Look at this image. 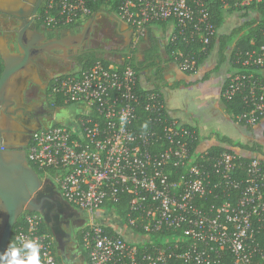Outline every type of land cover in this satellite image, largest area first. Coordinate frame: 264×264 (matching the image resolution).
<instances>
[{"label":"built area","instance_id":"1","mask_svg":"<svg viewBox=\"0 0 264 264\" xmlns=\"http://www.w3.org/2000/svg\"><path fill=\"white\" fill-rule=\"evenodd\" d=\"M97 1L102 9L114 7L134 33L172 23L173 59L181 71L196 73L218 32L213 9L246 10L262 0H49L44 20L53 28L83 23ZM182 43L192 49L184 51ZM108 61L53 76L49 96L82 111L73 125L35 131L27 148L31 166L85 212L80 242L89 264H264L262 157L246 163L230 148H202L201 133L170 115L159 90L140 88L134 66ZM233 62L237 70L223 98L242 96L247 109L239 122L264 123V80L256 74L264 73V43L235 52ZM122 201L125 219L113 208ZM100 211L114 213L116 222H102ZM22 215L16 247L34 240L39 264H60L41 214ZM123 226L139 240L129 239Z\"/></svg>","mask_w":264,"mask_h":264},{"label":"crops","instance_id":"2","mask_svg":"<svg viewBox=\"0 0 264 264\" xmlns=\"http://www.w3.org/2000/svg\"><path fill=\"white\" fill-rule=\"evenodd\" d=\"M101 10L102 12L106 11L105 13L107 14L110 13L113 17H118L122 21L116 13H111L105 9ZM232 14L234 12L225 13V21L218 28L217 37L207 54H205L204 60L199 63V69L196 73H185L179 69L175 61L171 62V64L167 61L171 57V54H169V38L174 30L172 23L153 24L146 27L143 33L135 32L134 37L139 39L143 37L144 39V44L140 43V49L134 54L135 58L144 63H147L145 61L148 60L153 64V67L148 66L143 70H139L145 74L139 76L138 83L140 88L159 90L165 98L170 115L198 129L202 135V148L223 145L216 137V134H221L222 136H227L244 143H258L263 150L262 156L264 159L263 128L257 125L249 129L247 128L248 125L240 123L222 106L223 104L219 96L228 78L237 70V66H235L232 58L234 45L224 47L223 49L220 42L222 34H230L234 28L242 24L237 25L234 21H231L230 17L232 18ZM236 14L238 15V13ZM93 15L96 18V14L94 13ZM90 18L86 20L87 22H84L86 26ZM116 21L118 20L116 19ZM93 24L91 27H93ZM119 27H131L134 29L133 26L124 21L122 24L119 23ZM125 31L126 33H130L127 30ZM164 38L167 41L166 44L164 43ZM151 46L155 47L156 51L153 58H148L147 51ZM63 54L65 57L68 56L66 52ZM147 65L144 64L142 67ZM159 67H161V79L157 81L153 74L157 72V68ZM67 71L70 70L63 69L58 73ZM147 76L150 77L147 78ZM50 100L54 101L51 97ZM56 106L54 124L73 125L78 114L82 111V106L78 104ZM62 115L67 118L66 121L59 119L62 118L64 120ZM228 147L236 150L242 157H251L253 155V152L238 146L228 145ZM69 217L75 218V229L77 230H73V232L66 230L61 224L60 236L55 237L52 234L58 261L60 264H89L88 257L84 253L80 242L81 228L86 221V214L82 217L78 212ZM98 217L105 223L116 222V216L112 212L106 214L104 211H100L98 212ZM70 218L66 219L69 226L71 224ZM77 223H80L79 226ZM120 231L129 239L139 240V237L127 228H124V226L120 228ZM75 232L79 234L77 235Z\"/></svg>","mask_w":264,"mask_h":264},{"label":"flooded vegetation","instance_id":"3","mask_svg":"<svg viewBox=\"0 0 264 264\" xmlns=\"http://www.w3.org/2000/svg\"><path fill=\"white\" fill-rule=\"evenodd\" d=\"M48 2L49 0H0V61L2 71L5 57L12 55L24 57L27 53L32 56L31 62L35 68V71L23 69L12 79L13 88H18L19 83L25 81L23 89L24 107L20 105L17 98L12 100L13 102L11 105L5 104L6 100L11 99L10 95L15 93L14 89L11 88L4 95V101L2 105H0V134H2L3 139L8 140L11 138L6 134L8 130L13 133L23 132V138H11L15 142H23L25 137L27 138L34 131L54 125V116L57 106L50 100L49 87L53 76L65 69V65L68 67L69 62L76 61L79 63L80 61H85L95 56L97 52L106 55L109 53L108 55H113L116 58L122 57V54H119L121 51L117 49H97V47L92 44V41L88 48L85 47V43L92 38V33L99 37L106 35L108 30L105 28L99 29L98 27H91V30L87 33V26L84 22L58 28L48 26L43 17V10ZM24 3H26L27 6H24ZM126 30L130 32L126 33V35H129V40L131 41L134 29L127 27ZM86 34L89 35L87 38L84 37L83 40H79L78 36ZM56 39H62L63 43L57 44ZM108 43L109 45L117 44L116 38H111ZM31 46H34V48H31ZM56 51H60V54H56ZM64 52L67 53V57L63 54ZM128 57H130V55H128ZM130 58H133L132 54ZM84 61L80 62L76 68L69 70L80 69ZM132 62L137 69H140L144 64H151L148 60L145 61L147 63H144L134 58ZM30 68L33 70L32 66H30ZM14 97L15 95L13 98ZM26 113L29 114L27 125L25 123L27 121ZM27 148L28 146L22 147L26 157ZM40 177L44 179V177ZM53 185L57 188L54 182ZM47 190H50L49 186L44 188V192L48 193ZM78 211L82 217L85 216L84 211L80 209H78ZM25 212L28 211H24V213ZM57 212L62 221H66L67 218H70L62 211ZM70 223L73 230H77L75 229L76 221L74 217L70 218ZM75 233H77V235L79 234L78 232ZM1 234L2 213L0 212V237Z\"/></svg>","mask_w":264,"mask_h":264},{"label":"water","instance_id":"4","mask_svg":"<svg viewBox=\"0 0 264 264\" xmlns=\"http://www.w3.org/2000/svg\"><path fill=\"white\" fill-rule=\"evenodd\" d=\"M24 6H27L26 3H24ZM115 18L122 24L123 21H120L118 17ZM94 21L95 15H92L87 23V33L91 30ZM88 36L89 35L86 34L78 37L79 40H83L84 37L87 38ZM56 43L62 44L63 40L56 39ZM31 48H34V46H31ZM31 58L32 56H30L29 53L24 57L19 55L5 57L4 68L0 75V105H2L4 101V95L12 88L15 90V93L10 95L11 99L6 100L5 104L11 105L13 102L12 100L17 98L20 105H23V107L25 106L23 102L25 81L20 82L18 88H13L12 79L23 69L27 71H35ZM30 66H32L33 70H31ZM14 95L15 97L13 98ZM26 116L27 121L24 122L27 125L29 114L26 113ZM33 133L27 138L25 137L23 142H15L11 139L23 138V132L13 133L8 130L6 134L8 137H11L8 140L3 139L2 134H0V212L2 213L0 255L6 253L10 244L13 229L18 218L24 213V211L40 213L44 222L51 229V232L55 237H59L61 234L60 225L62 220L57 211L66 213V216H71L79 212L78 208L62 197L59 190L54 187L51 179H41L38 172L27 160L22 147L29 145ZM232 150L236 152V150ZM46 186H49L50 189L49 191L47 190L48 193L44 192Z\"/></svg>","mask_w":264,"mask_h":264},{"label":"trees","instance_id":"5","mask_svg":"<svg viewBox=\"0 0 264 264\" xmlns=\"http://www.w3.org/2000/svg\"><path fill=\"white\" fill-rule=\"evenodd\" d=\"M102 2L97 1V2H93L91 4L92 11H93L92 15L94 13H96L97 11L102 9L101 8ZM104 9L112 13V12H114L115 8L112 6L110 7L109 4L108 5L106 4V7ZM235 11H239L241 13V16L244 18V21L242 22L241 25L234 28L230 34H222L220 36V42H221V45L223 46L222 47L223 49H224V47L234 45L233 51H232V58L233 59H234L235 52H237L239 50L243 51V50H246L248 48H252L256 45H261L264 43V0H262L260 3H257V4L253 3L246 10H241V9L235 10V9H231V8L224 10V9L215 7L213 9V22L216 25V28L217 29L220 28L222 26V24L224 23L225 13H227V12L230 13V12H235ZM251 13H254L253 17H250ZM43 17H45V9L43 10ZM216 37H217V34L212 39L208 49H210V47L213 45ZM180 47L184 51H189L190 49H192V46L190 47L189 45L187 46L183 43L180 45ZM193 48L195 50V49L199 48V45H195V46H193ZM174 49H175V46L172 43H169V53H172V51ZM155 51H156L155 47L151 46V48H149L147 51L148 58H153ZM204 58H205V55L202 54L199 57L198 62L201 63L204 60ZM96 60H103V61H106L107 63H109L108 59H106V58L92 56V57H90L84 61L83 66L84 67L89 66L93 62H95ZM125 63H130L132 65L131 62H125ZM235 66H236V64H235ZM256 74L262 80H264V73L256 72ZM153 75L155 76V80L158 81L161 79L160 73L155 72ZM176 85H174V86H176ZM53 102L55 105H58V106L64 105L61 101H58V100L53 101ZM224 104H225L226 111L229 114H232L236 120H237V115H239L241 112H243L245 109H247L246 103L243 100L242 96H240V95H238L237 97H235L231 100H226L224 98ZM240 123L245 124L243 121ZM247 128L252 129L253 127L247 126ZM216 137L220 142H222L223 145H217V146L214 145V146L210 147V151H212L214 153H219V152H222L225 150H230L227 148H229L228 145H231V146H238V147H241V148H244L248 151L253 152V155L251 157H242V161H244L246 163L248 161H250V159L254 156H260L263 158V156H262L263 150L261 149V145H259L256 142L244 143V142L239 141V140H233L227 136H222L221 134H216ZM262 164L264 167V162H262ZM32 167L38 172V174L40 176H43L42 171H40L34 165H32ZM113 208L115 209V211L117 212V214L120 217H122L123 219L126 218V213L128 210V204L126 201L113 203ZM22 221H23V215H21L18 218V221H17V223L13 229L10 244L15 243L16 228L22 223ZM44 228L46 231L51 233V230L47 226L46 223H44ZM108 230L110 232L112 231L109 228H108ZM10 244H9V246H10ZM8 250H9V247H8Z\"/></svg>","mask_w":264,"mask_h":264},{"label":"rangeland","instance_id":"6","mask_svg":"<svg viewBox=\"0 0 264 264\" xmlns=\"http://www.w3.org/2000/svg\"><path fill=\"white\" fill-rule=\"evenodd\" d=\"M105 12L106 11L102 12V10H99L95 13L96 18H95V21L93 24V28H96V27H98L99 29L105 28L106 30H108L107 34L103 35V37H99V36H95V34L92 33V38L88 42L85 43V47L88 48L90 46V42L92 41V44L95 45V47H97V49H104V50H115V49H117V50L121 51L119 54H122L121 55L122 57L116 58L113 55H108L109 53H107V55H106L104 53H98V52H97V54H95V57L108 58V59H111V60L116 61V62H131L132 65L134 66L132 59L134 58L136 60V58H135L136 56L134 54H135V52H137L140 49L139 44L140 43L144 44L143 43L144 42L143 37L139 39V38L134 37V34H133V37L131 38V41H130L129 36L126 35V31H125L127 29V27H119V22L116 21L115 17L110 15V13L107 14ZM236 13H238V15ZM239 13H240L239 11H235L234 14L231 15L232 18L230 17L231 21H234L235 24H237V25L241 24L244 21V18L241 16V13L240 14ZM253 15H254V13H251L250 17H253ZM151 35H153V34H151ZM113 37L116 38L117 44L109 45L108 41L111 40V38H113ZM164 40H165L164 43L166 44L167 41L165 38H164ZM55 53L60 54V51H56ZM131 54H132L133 58H130ZM169 54H171V57L169 59H167V61L171 64V62H173L174 59H173L172 53H169ZM128 55H130V57H128ZM171 59H173V60H171ZM83 61H80V62H83ZM79 63L76 61L75 62L71 61L68 63V67H67V65H65L66 66L65 69L68 70V69L76 68ZM148 66L153 67V64H149L147 66L141 67L138 70H143L144 68H146ZM157 69H158L157 72L161 73V67H159ZM143 74H145V73L139 71V76L140 75L142 76ZM148 77H150V76H147V78ZM219 96H220L221 102L223 104L222 106L225 107L223 93H221V94L219 93ZM63 117H64V120L62 118H59V119H61L62 121H66L67 118L65 116H63ZM259 126L262 127L264 130V123H260ZM61 224H62L64 229L73 232V228L70 227L69 224H67V221H61ZM79 224L80 223H78V225Z\"/></svg>","mask_w":264,"mask_h":264},{"label":"clouds","instance_id":"7","mask_svg":"<svg viewBox=\"0 0 264 264\" xmlns=\"http://www.w3.org/2000/svg\"><path fill=\"white\" fill-rule=\"evenodd\" d=\"M0 264H39V245L34 240L23 241L19 248L11 243L9 250L0 255Z\"/></svg>","mask_w":264,"mask_h":264}]
</instances>
